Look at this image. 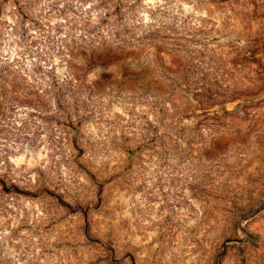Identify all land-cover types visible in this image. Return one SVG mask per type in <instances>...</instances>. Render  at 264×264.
I'll return each instance as SVG.
<instances>
[{"label":"rangeland","instance_id":"1","mask_svg":"<svg viewBox=\"0 0 264 264\" xmlns=\"http://www.w3.org/2000/svg\"><path fill=\"white\" fill-rule=\"evenodd\" d=\"M0 181V264H264V0H0Z\"/></svg>","mask_w":264,"mask_h":264},{"label":"trees","instance_id":"2","mask_svg":"<svg viewBox=\"0 0 264 264\" xmlns=\"http://www.w3.org/2000/svg\"><path fill=\"white\" fill-rule=\"evenodd\" d=\"M124 27V26H122ZM126 31V28H123ZM114 39L111 40V38L109 39H103L101 40V42L99 43L101 45V48L103 49V51L101 52V55H103L104 58H107L108 60H112V59H119L122 58L123 55V51L125 50V45L128 44V47L131 46L132 44L130 42H127L125 39L122 38L121 33L119 28L114 30ZM100 48V49H101ZM98 54H100L99 52H96L95 50H92L91 53L86 52V50H80L78 52V55H76L75 57V61L77 62H83L84 59L88 56V58H92V56H97ZM0 184L2 185V188L4 191H10L11 188L3 181H0ZM14 190L20 192V190H18V188L16 186L12 187ZM20 193H28V192H20Z\"/></svg>","mask_w":264,"mask_h":264}]
</instances>
